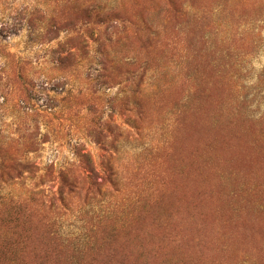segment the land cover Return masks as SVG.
<instances>
[{
	"label": "rangeland",
	"instance_id": "obj_1",
	"mask_svg": "<svg viewBox=\"0 0 264 264\" xmlns=\"http://www.w3.org/2000/svg\"><path fill=\"white\" fill-rule=\"evenodd\" d=\"M0 264H264V0H0Z\"/></svg>",
	"mask_w": 264,
	"mask_h": 264
},
{
	"label": "trees",
	"instance_id": "obj_2",
	"mask_svg": "<svg viewBox=\"0 0 264 264\" xmlns=\"http://www.w3.org/2000/svg\"><path fill=\"white\" fill-rule=\"evenodd\" d=\"M88 177H90V176H88Z\"/></svg>",
	"mask_w": 264,
	"mask_h": 264
}]
</instances>
